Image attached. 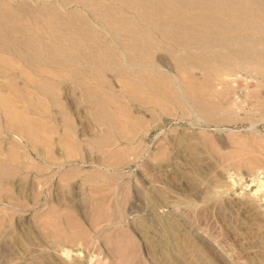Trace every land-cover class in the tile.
I'll return each mask as SVG.
<instances>
[{"label": "rangeland", "instance_id": "rangeland-1", "mask_svg": "<svg viewBox=\"0 0 264 264\" xmlns=\"http://www.w3.org/2000/svg\"><path fill=\"white\" fill-rule=\"evenodd\" d=\"M241 6L260 17L261 29L233 13L227 18L232 28L214 30L221 37L264 38V9L247 0ZM143 27L156 40L153 62L145 63L158 69L134 72L145 64H132L122 74L134 69L131 75L150 77L157 89L144 95L156 103L118 92L124 79L118 68L92 72L120 94L138 122L134 129L97 124L70 76L61 99L71 124L54 107L38 112L14 97L25 118L56 130L46 137L70 130L81 151L67 156L56 146L43 158L18 146L23 171L0 174V264H264V78L214 60L222 46L183 49ZM184 53L200 63L181 70L211 88L201 107L183 90L173 55ZM202 61L220 70L221 80L206 77ZM32 100L46 98L34 94ZM3 122L0 114V160L19 141ZM103 135L105 145L88 143Z\"/></svg>", "mask_w": 264, "mask_h": 264}, {"label": "bare ground", "instance_id": "bare-ground-1", "mask_svg": "<svg viewBox=\"0 0 264 264\" xmlns=\"http://www.w3.org/2000/svg\"><path fill=\"white\" fill-rule=\"evenodd\" d=\"M51 1L0 0V114L4 121L2 126L8 135L12 134L19 140L16 139V148H9L4 153L6 160H0L2 176L15 177L23 171L22 152L18 146L23 149L24 145H28L37 155L43 154V158L52 157L55 152L53 147L56 146L67 156L80 153L81 143L70 130L63 131L55 139L46 137L44 133H55L56 130L44 121L25 118L24 110L17 107L14 101V97L24 99L27 109L38 112L49 111V106L54 107L71 124L67 106L61 99L62 90L68 89L64 85L69 76L80 90L97 124L115 131L124 125L133 129L138 125L113 85L104 78L95 79L92 72L103 75L118 68L120 76L124 78L120 80L118 92L131 99H142L144 94L147 95V90H156L157 86L150 77L131 75L134 69L129 75L122 74L125 66L144 63L142 69L134 72L146 71L153 62L156 40L152 33L143 29V25L153 28L162 39L183 49L222 46L225 49L222 54H211L214 60L230 68L251 74L256 72L264 78L263 37L252 40L243 36L221 37L214 30L219 26L232 28L227 18L233 17V13L244 14L247 21L253 22L258 29L262 28L263 23L255 22L260 17L251 15L249 8L241 6L243 0ZM103 1L117 5L119 10ZM247 1L256 11L264 9L262 0ZM126 11L136 21L126 16ZM222 12L229 14L224 18ZM173 58L180 68L182 89L195 106L201 107L211 88L204 81L199 85L181 70L195 62L200 63V59L193 53L173 55ZM118 59L124 60V66ZM201 64L204 65L203 74L206 77L221 80L220 70L207 69L203 61ZM34 94L44 96L45 102L32 100ZM147 97L150 98L148 95L141 101ZM151 97L156 103L155 98ZM107 139L106 135L93 137L88 139V143L105 145Z\"/></svg>", "mask_w": 264, "mask_h": 264}]
</instances>
